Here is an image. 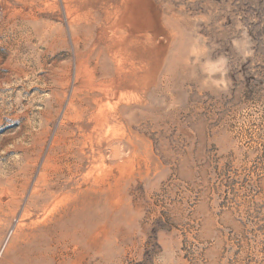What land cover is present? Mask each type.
<instances>
[{
	"label": "rangeland",
	"instance_id": "1",
	"mask_svg": "<svg viewBox=\"0 0 264 264\" xmlns=\"http://www.w3.org/2000/svg\"><path fill=\"white\" fill-rule=\"evenodd\" d=\"M86 187L59 264H264V0H0V264Z\"/></svg>",
	"mask_w": 264,
	"mask_h": 264
},
{
	"label": "bare ground",
	"instance_id": "2",
	"mask_svg": "<svg viewBox=\"0 0 264 264\" xmlns=\"http://www.w3.org/2000/svg\"><path fill=\"white\" fill-rule=\"evenodd\" d=\"M98 190L86 187L83 190L81 189L79 192H71L69 195H67V200L69 199V201L62 209L63 220L65 221V224L61 227L64 228L63 230L65 232L59 233V235H57L52 240L41 239L37 241V239H31L26 245L20 247V249L27 254L22 258V260H20L19 264H59V259L57 260L56 253L59 246H61V240L66 239L70 243L75 241L77 238V234H75L76 223L80 221L84 214L88 213L89 211L96 210V206L100 205L99 199L97 196H95V194H98ZM36 193L38 192L36 191L35 195ZM51 195H53V193H51ZM49 198L50 196L48 195H45L43 198L44 207L49 204ZM87 232L88 230L85 229L81 236L86 235Z\"/></svg>",
	"mask_w": 264,
	"mask_h": 264
}]
</instances>
